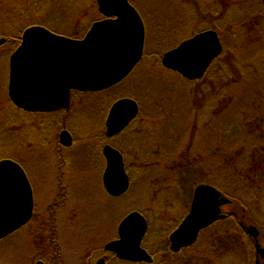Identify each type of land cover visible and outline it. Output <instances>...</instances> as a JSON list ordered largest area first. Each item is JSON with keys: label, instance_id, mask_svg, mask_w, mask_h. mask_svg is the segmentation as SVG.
I'll return each mask as SVG.
<instances>
[{"label": "rangeland", "instance_id": "rangeland-1", "mask_svg": "<svg viewBox=\"0 0 264 264\" xmlns=\"http://www.w3.org/2000/svg\"><path fill=\"white\" fill-rule=\"evenodd\" d=\"M129 1L136 6L145 18V58L120 86L113 91L106 92L107 95L104 97L107 98L92 95L91 99H84L83 103L88 104L89 102L90 106L92 103L97 104L96 107H93L94 109H91L93 113L87 109L86 116L92 121L95 120L98 129L101 127L102 119H104L105 106H111L113 101L121 96L134 98L140 106V114L143 112V115L151 118V120L145 122L141 120L143 118H139V114L137 121L127 128L125 134L108 141L112 147H116V149L121 147L126 152L124 160L127 168L130 167L129 169H131L129 172V169H127L131 176L130 187L125 195L119 199L107 197L102 188V172L105 168L102 156L100 157L102 159L99 158L100 160H98L101 169L98 171L99 174L97 172L91 173V169L97 167L96 161L94 159L92 161L90 157L87 158L89 150L85 147L82 148V146H85L84 144L77 146L81 149L76 155L75 165L70 166L71 164L64 162L63 166L68 168L65 171V178L69 179L70 182L67 183L73 186L76 194L75 199L79 200L80 204L78 213L70 211L66 216L63 225L68 233H61L60 238L62 239H59V243L57 242L58 238H53V241L56 242L53 244H60L59 246L64 251L65 264H84L82 259H85L90 251L93 253L97 250L101 251L108 243L117 240L119 224L125 216L133 211L146 216L151 226L148 230L150 233L142 241L144 242V249L153 254L167 246L164 240L182 220L181 218L186 212L190 210L194 190L204 182V179L194 176L188 179L183 187L180 185L179 187L176 186L175 189H169L166 186L155 188L152 184L155 179L147 181L144 175L145 172L140 169L143 165L142 161L144 159L152 160L151 158L156 157L163 159L167 155L175 157L174 154L170 153V148L166 147L172 129L178 131L179 136H181L180 134L183 135L181 132L185 131L186 135L184 137L186 139L182 141L184 145L189 141L191 143L188 146L189 149L186 147L182 154L188 153L192 159L201 155H211L221 149L225 150L226 138L232 143L238 139V134H236L237 130L232 128L224 136L223 131L228 127L226 123L230 121L227 120L229 108L226 109L224 106L231 105L237 98L240 99L245 91L242 83L229 79L231 77L229 75L227 77V69H225L224 63L228 61L238 65L239 69L232 70L236 74H242L240 66L244 67L247 63L254 64L255 68L264 64V14L260 12L261 8L259 9L261 0H226V16L224 18L221 16L220 19L213 12L217 9H219L217 11L222 10L223 0H200L199 7L195 4L198 0ZM95 3L96 0H80L78 4L75 3L68 10L70 19L65 21L67 23L64 27L70 30V36L77 34V30L81 31L89 28L93 22L101 18L93 10ZM177 7L180 14L194 16L193 30L189 29L188 26L182 32L176 30V33H173L171 22L173 23L174 19L178 20V11H175ZM205 14H207V17ZM234 21L241 22L240 33L239 35L236 34L238 35L236 39L234 38L236 30L231 31V25ZM209 29H216L220 33L224 44L221 61L211 69L207 78L186 86L182 77L176 73H170L160 65L162 54L170 51L186 38H191L195 34ZM78 37H81V35ZM177 37L178 41L176 42ZM6 55L7 49L1 47L0 158L3 156L12 157L29 171L36 191L37 208L42 210L44 204L42 194L45 193L46 195L48 194L47 191L50 192L48 168L61 166L59 165L61 161L58 157L57 159L54 157L55 164V161L50 158L48 150L40 153L34 159L28 156V143L38 136L42 129L32 125L29 126L23 112L9 104L7 93L9 58ZM192 92H194L193 95ZM163 101L165 104H163ZM196 107L200 108L203 115L202 118L198 117V120L194 112ZM164 109L167 114L159 120L155 117L156 113H161ZM170 110H175L173 117L169 116L171 114ZM102 129L104 128L102 127ZM215 129H218V131L216 132ZM147 136L151 137L149 139L151 150H147L146 153L142 152L141 156H139V150L136 149L137 146L125 150L128 142L138 141L141 140V137ZM176 136L175 134L169 142L170 146L174 147V142L178 139ZM176 151L177 153L182 152V150ZM156 159L147 164L156 163ZM181 162V157H175L170 163L177 165ZM37 168L41 169V172L34 173ZM49 172L52 173L51 169H49ZM54 195L52 192L49 201L44 204L45 207L54 202ZM242 199L249 205L254 204L255 210L253 215L250 216L249 213H245V210L238 207L237 214L241 218V224L245 222L246 226H257L255 222L261 221L264 225V201L258 202L257 198L253 196H250V198L244 196ZM234 210H236V207ZM222 211L228 213L231 209L224 206ZM35 227H39L38 222L34 224ZM32 230L33 226H27L21 232L0 243V264H35L38 259L43 258V252L49 251L46 244L48 246H51V244L44 235L33 233ZM213 234L214 232H212ZM51 239L52 237H50ZM229 239L232 242H237V244L240 243V246L242 245V241L237 235H231ZM216 240H218V243L225 241L223 239L221 241V237ZM261 241L264 246L263 239ZM219 249L220 256L213 258L216 260V264L240 263L238 262L239 259L236 258L237 254L226 257L222 253L223 249L226 250V248L219 247ZM50 254H56L55 245L54 247L51 246ZM242 254H244L243 251ZM112 257L109 264H129L120 262L117 259L113 261L114 257ZM247 257L248 255L243 256L242 261L245 258L247 260ZM50 262L51 264H59L52 256Z\"/></svg>", "mask_w": 264, "mask_h": 264}, {"label": "water", "instance_id": "water-1", "mask_svg": "<svg viewBox=\"0 0 264 264\" xmlns=\"http://www.w3.org/2000/svg\"><path fill=\"white\" fill-rule=\"evenodd\" d=\"M97 6L105 19L94 23L83 39L65 38L42 26L24 31L20 46L9 59L7 93L17 109L54 111L69 106L71 90L104 91L130 76L144 55L143 19L129 0H97ZM5 41L0 38V47ZM222 51L218 33L204 31L164 54L161 65L189 81H198ZM138 107L130 98L117 101L106 120L107 138L124 131L138 116ZM103 154L107 162L104 188L110 196L121 197L130 187L124 157L110 145ZM192 198L189 214L169 238L170 251L174 253L193 246L203 230L226 217L222 206L230 204L216 188L204 184L196 187ZM33 205V190L24 169L13 160H1L0 240L31 220ZM148 229L144 215L137 211L130 213L118 227V239L108 243L105 251L122 261L152 264V256L142 246ZM247 233L264 256L257 228L250 226Z\"/></svg>", "mask_w": 264, "mask_h": 264}, {"label": "trees", "instance_id": "trees-1", "mask_svg": "<svg viewBox=\"0 0 264 264\" xmlns=\"http://www.w3.org/2000/svg\"><path fill=\"white\" fill-rule=\"evenodd\" d=\"M79 2L80 0H0V38L6 39V44L4 45V48L7 49L6 56L9 58L10 55L15 52L20 45L22 33L32 26H42L65 37L75 39L84 37L90 26L81 31L77 30V34L71 36L69 35L70 30L64 27L67 23L65 21H69L70 19L68 10L71 9L75 3L78 4ZM96 5L97 3H95L93 10L98 15L99 13ZM238 23L239 21H234L231 25V31L236 30L234 35L235 39L238 37L240 33L239 29L241 28V25ZM79 35H81V37H78ZM221 56L213 62V65L201 80L208 77L211 69L221 61ZM224 65L226 67L225 69H227V77L229 75L231 76L229 79H234L236 82L242 83L246 93V95L245 93L242 94L240 99L237 98L231 105L228 106L226 103L227 105L225 104L226 106H224L226 109L229 108L227 120H230L226 123L228 124L227 129L224 131L222 130L224 136L234 128L237 130L236 134H238V139L231 143V141L226 138V151L221 149L219 152H215L211 155H201L192 159L188 153L182 154L184 149L191 143V141H189L184 145L182 140L185 141L186 139L184 137V135H186L185 131H180L183 135L180 134L181 136H179L177 134L178 131L172 129L166 147L170 148V153L174 154L176 158L181 157L182 162L177 165H175V163H170L175 157H169L167 155L163 159L157 157V159L151 158L152 160L156 159V163L151 165L147 163L152 160L144 159V161H142L143 165L139 168L145 172L144 175L147 181H151V179L153 181L155 179L154 183H152L155 188L166 186L169 189H175L176 186L179 187L180 185L183 187L188 179L199 176L204 179V182L201 184H207L216 188L230 200V204L226 207L230 208L231 211L225 213V219H219V221L211 227L204 230L200 234L197 242L191 246L190 249H183L179 254H175L169 251V235L187 215V211L181 218L182 220H180L177 226L172 229L168 237L164 240L167 246L152 254L154 259L152 264H216V260L213 258L220 256L219 247L236 250V253L241 249L243 251L252 248L251 237L241 224V218H239L237 214V208H242L245 210V213L247 212L252 216L255 205H249L242 197L245 196L250 198V196H253L257 198L258 202L264 201V64L258 68H255V65L252 63H247L244 67L240 66V72L242 74L232 72L233 69H239V66L234 64V62L231 63L226 61ZM219 70L221 71V69ZM183 82L184 85L190 86V84L197 83L198 81H188L184 79ZM193 94L194 92H192V95ZM9 104H11L10 101ZM163 104H165L164 101ZM155 108L157 109V107ZM165 111L164 109L163 112L156 113L155 117L161 120L162 117L167 114ZM174 111L175 110H170L171 114L169 116L173 117ZM194 112L196 113L195 116L197 120L198 117H203L200 108L196 107ZM139 118H143L141 120L145 122L151 120V118L143 115V112H141ZM154 129L155 127L153 130ZM215 131L217 132L218 129H215ZM175 134L178 139L174 142L175 145L173 147L169 145V142L174 138ZM150 138V136L141 137V140L128 142V149L126 148L125 150H130L134 146H137L136 149L139 150V156H141L142 152L146 153L147 150H151V146L149 145ZM175 149L182 150V152L177 153ZM118 150L123 154L126 153L121 147H119ZM5 159L13 158L6 156L0 158V160ZM130 170L131 169H129L128 172ZM128 174L131 180L130 173ZM235 207L236 210H234ZM212 232H214L213 235ZM149 233L150 232H148V234ZM231 235L239 236L242 245L240 246V243L237 244V242H232L229 239ZM216 237H221V241L222 239L225 241L218 243ZM113 261H116L115 257Z\"/></svg>", "mask_w": 264, "mask_h": 264}, {"label": "flooded vegetation", "instance_id": "flooded-vegetation-1", "mask_svg": "<svg viewBox=\"0 0 264 264\" xmlns=\"http://www.w3.org/2000/svg\"><path fill=\"white\" fill-rule=\"evenodd\" d=\"M195 4H197V6L199 7L200 0L196 1ZM260 4H261L259 6V9L261 8L260 12L264 14V6L262 3V0H261ZM221 8H222V10H220L221 12L217 11L219 9L214 10V12H213L214 15H218L219 19L221 18V16L223 18L226 16V14H225L226 0H223ZM175 11H178V20L174 19V22L173 23L171 22V26L173 27V30H174L173 33H176V30L178 32L179 31L182 32V30L188 26H189V29L191 28L193 30L194 22H195L194 16L190 15V14H187V15L186 14H180L178 7L175 9ZM207 13H209V12H207ZM140 15L142 16V19L145 23V18L143 17V15L141 13H140ZM205 16L207 17V14H205ZM102 19H104V17L100 18L99 20H97L95 22L101 21ZM181 22H183V23H181ZM239 24H241V22ZM91 25H90V27H91ZM209 30H211V29H209ZM212 30H216V29H212ZM201 32H203V31H201ZM201 32H199V33H201ZM199 33H197V34H199ZM197 34H195L191 38L195 37ZM188 39H190V38H186V40H188ZM177 41H178V37H177L176 42ZM184 41H182V42H184ZM182 42H180V44ZM180 44H178L174 48H177ZM143 60H144V57H143ZM121 83H123V82H121ZM118 86H120V85L118 84L114 87H111L110 89L100 91V92H80L77 90H71L70 91L69 106H67V107L62 106V107H60L54 111H49V112H24V111H22L23 115L26 117V119L28 121L27 123L29 126L32 125L34 127H38V128L42 129V132H40L38 136H36L34 139H32L30 141V143H28V145H27L28 156L31 159H34V158H37V156L40 153L48 150V152L50 154V158H52L54 161H55V158L57 159V157L60 159L61 162L59 165H61V166H59L57 168H52V167L48 168V174H49V178H50V192L47 191L48 194H46V195H45V193L42 194L44 196L43 202H44V204H46V202L49 201V199H50L49 197H51L52 192H53V194H55L54 195L55 199H54L53 203L49 204L48 206L46 205V207L43 204V207L41 208L42 210H38V208H37V205H38L37 196H36L35 187L33 185L34 184L33 179L31 177V174L29 173V171H27L23 167V165H21L24 168V170L28 176V179L30 181V184H31L32 190H33V196H34L33 214H32L31 220L28 222V224L26 226H23L21 229H19L15 233L4 237L3 239L0 240V243H2L3 240L5 241V240L11 238L13 235L21 232L27 226H30V227L33 226L32 232L42 234L46 238H48L47 241L50 242L51 246L54 247V245H55V253H56L54 255H51L52 254V253L50 254L51 246H48L46 244L47 249L49 251H44L43 252V254H44L43 258L38 259L35 264H38L39 262H41L42 264H51V262H50L51 256L54 257V259H56V261H58L59 264H65L64 251H62L61 246H59L60 244H53V243H56L55 241H53V238H56V239L58 238L57 242L59 243V239L60 240L62 239V238H60L61 233H68V231H65V227L63 225L65 222L66 216L68 215V213L70 211H74L75 213H78V211L80 209V204H79V200L75 199L76 194H75V190L73 189V186L71 184L67 183V182H70L69 179L65 178L66 177L65 171H67L68 168L63 166V164H65L64 162H67V163L71 164L70 166L75 165L76 155H77L78 151L81 149L79 147L77 148V146L84 144L85 146H82V148L85 147L89 150V154H87V158L90 157V159H92V161H93V159H94V161H96L95 164L97 167L92 168L91 173L97 172L99 174L98 171H99L100 167H99L98 160H100L102 158H103V161L105 164L104 170H106L107 162L105 161L106 159L104 157L103 150L107 145L111 146V144H109L108 141L115 139V138H118V137H121L123 134H125L127 131V128H129L133 123H135V121H137L141 109H140L139 114L136 117V119L127 128H125V130L123 132H121L120 134H118L114 138L109 139L106 136L107 130H105V129H106V120H107L108 114L110 112V109L114 105V103H116L118 100L124 99V98H129V97H123V96L118 97L117 99H115L113 101L111 106H109V105L105 106L104 119H102L103 122H102L101 127L99 129H98V125L96 124L95 120L92 121L91 119H89V117L86 116L87 109H89V110L94 109L93 107H96L97 104L92 103L90 106L89 102L87 104V103H83V101H84V99H91L92 95L103 96V98L105 99V98H107V97H104L105 95H107L106 92L107 91H113ZM133 100H135V99L133 98ZM19 111H21V110H19ZM91 112L93 113V110H91ZM102 127L104 129H102ZM75 148H76V150H75ZM101 156H102V158H100ZM123 156L125 159L126 155L123 154ZM55 164H56V161H55ZM125 165H126V161H125ZM49 169H51L52 173L49 172ZM126 169H127V165H126ZM36 170L37 171L34 170V173H36L38 171L41 172V169L37 168ZM104 170L102 172L103 174L105 172ZM88 171H90V170H88ZM59 177H60V179H59ZM54 187H55V189H54ZM102 188L104 189L103 175H102ZM104 192H105V189H104ZM106 195H107V197H109L107 193H106ZM74 204H76V205H74ZM37 222L39 223V227L34 228V224H37ZM244 223L245 222L242 223V226L246 229L248 226H246V224H244ZM255 223L257 226H254V227H256L258 232H259L258 240H259V243L263 249L264 246L262 244L261 239H263V241H264V232H263V228H264L263 226L264 225L261 223V221H256ZM50 237H52V239H51L52 241L50 240ZM250 237H251V241H252V248L250 250H243L244 254L241 255L242 249L240 250V252H237V253H236V250H230V249L225 250V249H223L224 251L222 253L225 254L226 257L230 256V255L234 256V254H237L236 258H238L239 259L238 262H240L238 264H264V256H262V254H260L258 252L257 248L255 247L256 241L252 238V236H250ZM181 251H183V249H181ZM180 252L175 253V254H179ZM245 255H248V257H247V260H246V258H245V260H243V261H245V263H243L242 257ZM111 256L115 257L114 254H110V253L106 252L104 249L101 251H98V250L94 251V253L92 251H90L89 254H87V256L85 257V259H82V262H84V264H93L94 262H95V264H99L100 261H103L102 264H109L111 262L110 261Z\"/></svg>", "mask_w": 264, "mask_h": 264}]
</instances>
